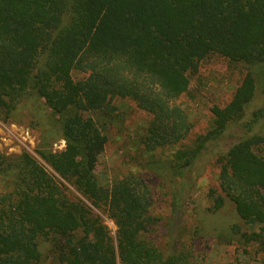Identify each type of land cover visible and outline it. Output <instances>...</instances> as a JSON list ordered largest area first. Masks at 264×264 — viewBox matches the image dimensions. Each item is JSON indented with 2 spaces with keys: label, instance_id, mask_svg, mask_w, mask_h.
Wrapping results in <instances>:
<instances>
[{
  "label": "trees",
  "instance_id": "16d2710c",
  "mask_svg": "<svg viewBox=\"0 0 264 264\" xmlns=\"http://www.w3.org/2000/svg\"><path fill=\"white\" fill-rule=\"evenodd\" d=\"M214 61L244 74L210 109L207 132L190 139L193 124L177 103L188 75ZM263 74L264 0H0V120L40 99L64 141L61 151H37L52 173L28 152L0 153V264H41L42 242L56 264H185L170 252L180 220L164 230L169 251L154 240L163 234L150 238L155 215L161 221L179 206L161 184L167 197L155 208V180H183L234 125L244 133L218 155L210 212L228 200L242 221L264 226V137L251 132L264 107L239 126ZM113 96L150 118L132 139L125 173L105 186L95 173L105 124L93 116L114 112ZM95 211L113 222L114 236ZM232 229L264 252L263 228Z\"/></svg>",
  "mask_w": 264,
  "mask_h": 264
},
{
  "label": "rangeland",
  "instance_id": "374dc122",
  "mask_svg": "<svg viewBox=\"0 0 264 264\" xmlns=\"http://www.w3.org/2000/svg\"><path fill=\"white\" fill-rule=\"evenodd\" d=\"M243 74L242 67L227 70L222 62L214 61L210 66H204L199 74L188 75V92L177 104L193 124L190 139L207 132L212 120L210 109L229 100L232 89L236 82H240ZM85 75L75 72L73 78L78 80ZM108 103L115 109L114 112H102L93 116L98 124H105L102 131L107 137V143L95 170L99 182L105 186H111L115 179L125 173L127 157L135 155L132 139L136 140L137 133L142 132L150 118L129 100L113 96L109 97ZM263 107L264 74L239 126L249 122L253 112ZM251 132L264 137V120L253 124ZM243 133L241 127L231 126L222 139L208 146L191 172L183 180H178V183L168 182L173 179L167 177L155 180L153 201L156 209L169 195L172 198L170 205L174 200L179 203L178 207L172 206L174 212L170 207L166 215H160L161 221L159 214L155 215L159 221L150 231V238L153 239L159 233L163 234L160 235L161 239L154 238L159 251H169L170 244L165 245L171 240L169 233H164V230L170 229L173 223L180 220L179 234L175 238L177 242L170 252L186 258L185 264H264V252L254 244L242 243L239 234H235L232 229L233 226H238L241 232L250 233L263 231L264 226L242 221L228 200H225L220 210L210 212L212 201L207 197V191L211 188L217 189L218 186L219 153L225 152ZM63 148L58 117L50 113L43 100L25 101L9 120H0V153L9 158L13 159L22 152H28L52 173L41 161L37 151L58 152ZM161 184L166 185L164 187L167 189V196ZM66 186L75 194L71 187ZM95 212L104 221L111 236H114L116 227L113 222L101 211ZM48 245L46 242L41 243V264H56L49 253Z\"/></svg>",
  "mask_w": 264,
  "mask_h": 264
}]
</instances>
